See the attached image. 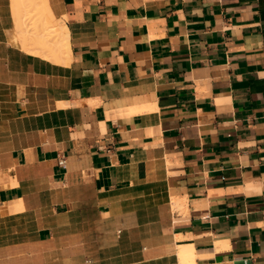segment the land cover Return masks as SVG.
Segmentation results:
<instances>
[{
    "label": "crops",
    "instance_id": "obj_1",
    "mask_svg": "<svg viewBox=\"0 0 264 264\" xmlns=\"http://www.w3.org/2000/svg\"><path fill=\"white\" fill-rule=\"evenodd\" d=\"M18 4L0 0V264L184 245L264 264V0Z\"/></svg>",
    "mask_w": 264,
    "mask_h": 264
},
{
    "label": "bare ground",
    "instance_id": "obj_2",
    "mask_svg": "<svg viewBox=\"0 0 264 264\" xmlns=\"http://www.w3.org/2000/svg\"><path fill=\"white\" fill-rule=\"evenodd\" d=\"M18 3H23V4H26V5H23L24 6V9H26V8H29V10H32V9H38V5H37V0H14V7H15V11L17 10L18 11V9H16V8H19L20 7V4H18ZM17 4L19 5V7L17 6ZM26 7V8H25ZM48 7V6H47ZM46 8V7H45ZM28 10V9H27ZM26 10V11H27ZM28 10V11H29ZM17 11L15 12V15H17L18 13H19V11H18V13H17ZM24 11V10H23ZM23 11H21L20 10V13L21 12H23ZM31 12V11H30ZM35 12V11H34ZM17 13V14H16ZM20 13H19V15H20ZM25 13V12H24ZM14 15V16H15ZM18 15V16H19ZM24 14H21V16H23ZM53 15V14H52ZM17 16V24H18V29H19V32L22 34V36H24V34H25V36H26V33H24L25 31V27H24V23H21V29H20V27H19V17ZM16 18V17H15ZM51 22V21H50ZM55 24V23H54ZM62 28V27H61ZM57 29V28H56ZM27 32V31H26ZM24 36V37H25ZM60 36V35H59ZM28 38V37H27ZM63 38H64V36H63ZM29 39V38H28ZM66 38H64V41H65V43H66V40H65ZM48 43V42H47ZM47 43H45V44H47ZM37 44V42H35V45ZM44 43L41 45V43L40 44H38V45H41V46H43V47H41V49L39 50L38 49V51H36V53L37 54H39V55H42V56H45V57H49V58H52V59H54V60H56V61H66L67 60V54L65 53V54H57V52H51V51H54V48H53V50H48L47 48H45L46 47V45H45ZM32 45H34V43L32 44ZM34 45V46H35ZM48 45V44H47ZM66 45V44H65ZM49 46L51 47H54L53 45H51V44H49ZM25 47H28V45L26 46L25 45ZM37 49V48H36ZM31 50V49H30ZM33 50V49H32ZM34 50H35V48H34ZM32 52H34V51H32ZM9 212H5L2 208H0V224L2 223H4L5 221H6V219L8 218H10V217H12V215H14V214H8ZM11 215V216H10ZM15 217H16V215H14ZM10 220V219H9ZM8 221V220H7ZM177 258H178V262H179V264H195V252H194V250L190 247V246H186V245H184V246H180L179 247V252H178V255H177Z\"/></svg>",
    "mask_w": 264,
    "mask_h": 264
},
{
    "label": "rangeland",
    "instance_id": "obj_3",
    "mask_svg": "<svg viewBox=\"0 0 264 264\" xmlns=\"http://www.w3.org/2000/svg\"><path fill=\"white\" fill-rule=\"evenodd\" d=\"M19 22H20V23H19V27H20V29H21V23H24V22H22L20 18H19ZM24 25H25V23H24ZM24 27H25V26H24ZM33 28H34V29H37V25H36V23H33ZM25 29H26V28H25ZM50 38L56 40L57 36H56V34H53L52 36H50Z\"/></svg>",
    "mask_w": 264,
    "mask_h": 264
},
{
    "label": "built area",
    "instance_id": "obj_4",
    "mask_svg": "<svg viewBox=\"0 0 264 264\" xmlns=\"http://www.w3.org/2000/svg\"><path fill=\"white\" fill-rule=\"evenodd\" d=\"M59 165L62 167H65L66 166V159L65 158L59 159Z\"/></svg>",
    "mask_w": 264,
    "mask_h": 264
}]
</instances>
